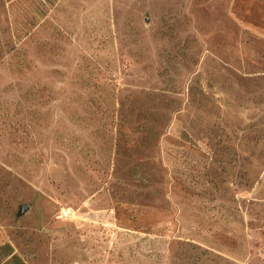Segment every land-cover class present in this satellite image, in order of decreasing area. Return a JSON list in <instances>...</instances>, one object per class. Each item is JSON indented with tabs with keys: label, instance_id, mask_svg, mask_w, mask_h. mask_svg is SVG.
I'll use <instances>...</instances> for the list:
<instances>
[{
	"label": "rangeland",
	"instance_id": "obj_1",
	"mask_svg": "<svg viewBox=\"0 0 264 264\" xmlns=\"http://www.w3.org/2000/svg\"><path fill=\"white\" fill-rule=\"evenodd\" d=\"M5 244L264 264V0H0Z\"/></svg>",
	"mask_w": 264,
	"mask_h": 264
},
{
	"label": "trees",
	"instance_id": "obj_2",
	"mask_svg": "<svg viewBox=\"0 0 264 264\" xmlns=\"http://www.w3.org/2000/svg\"><path fill=\"white\" fill-rule=\"evenodd\" d=\"M5 250L3 254H5V258L0 261V264H25V262L17 255L13 253L10 245L5 244L0 246V251Z\"/></svg>",
	"mask_w": 264,
	"mask_h": 264
},
{
	"label": "water",
	"instance_id": "obj_3",
	"mask_svg": "<svg viewBox=\"0 0 264 264\" xmlns=\"http://www.w3.org/2000/svg\"><path fill=\"white\" fill-rule=\"evenodd\" d=\"M26 209H27V206L24 205L23 208H22V210L25 211Z\"/></svg>",
	"mask_w": 264,
	"mask_h": 264
}]
</instances>
